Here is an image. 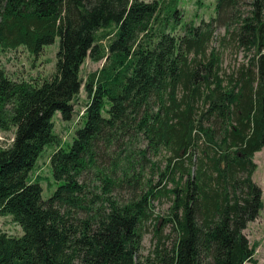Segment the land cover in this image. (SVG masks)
<instances>
[{
	"label": "trees",
	"instance_id": "16d2710c",
	"mask_svg": "<svg viewBox=\"0 0 264 264\" xmlns=\"http://www.w3.org/2000/svg\"><path fill=\"white\" fill-rule=\"evenodd\" d=\"M54 38L49 77L14 81L0 67V132L12 135L0 216L21 230L0 232V264H255L243 231L262 209L251 177L264 158V0H214L196 24L176 0H0V52L35 58ZM225 52L240 55L227 71ZM86 59L101 65L82 79ZM80 89L61 144L52 117L70 121ZM47 145L57 186L42 200L28 175Z\"/></svg>",
	"mask_w": 264,
	"mask_h": 264
},
{
	"label": "rangeland",
	"instance_id": "374dc122",
	"mask_svg": "<svg viewBox=\"0 0 264 264\" xmlns=\"http://www.w3.org/2000/svg\"><path fill=\"white\" fill-rule=\"evenodd\" d=\"M151 2L154 0H142ZM156 1V0H155ZM167 4L169 0H163ZM178 14H181L183 23H198L200 20L207 21L214 17V0H204L200 4L196 0H176ZM177 34L180 33L178 29ZM215 45V44H214ZM58 47V39L54 38L52 44L43 48L41 53L33 58L23 48H17L14 51L0 52V67L4 70L8 78L14 81L19 80H41L47 78L53 72L55 53ZM240 55L231 52H225L222 56V67L224 70H230L235 63L239 61ZM101 62L91 63L88 59L84 61L80 67L79 75L82 79L87 74L97 70ZM86 103V98L82 89H80L76 101L73 102V114L68 122L61 120L58 113L52 117L53 132L61 144L69 143L74 128L77 126L78 117L81 115ZM11 133L0 132V148H5L11 141ZM54 145L44 147L42 153L37 158L34 166L28 175L29 181H37L41 187V199H47L53 192L56 183L53 182L49 167V158L55 150ZM255 171L252 174V181L261 190L262 209L259 211L257 218L246 225L243 231L250 246H255L253 260L255 264H264V158L262 151L257 152L253 156ZM153 214L150 222L146 224L145 233L142 235L138 258L147 257L153 249L152 234L161 224V219L166 215L168 202L161 198L154 201ZM156 217V218H155ZM162 236L169 233L168 227H161ZM0 232L12 236H20L21 230L15 225L9 216H0ZM167 240V239H166ZM165 240V241H166ZM168 244V241L165 242ZM249 264V263H245Z\"/></svg>",
	"mask_w": 264,
	"mask_h": 264
}]
</instances>
